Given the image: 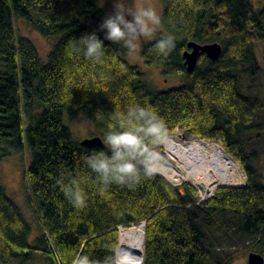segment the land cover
Here are the masks:
<instances>
[{
    "label": "trees",
    "instance_id": "16d2710c",
    "mask_svg": "<svg viewBox=\"0 0 264 264\" xmlns=\"http://www.w3.org/2000/svg\"><path fill=\"white\" fill-rule=\"evenodd\" d=\"M161 3L162 36H174L175 48L167 55L154 51L160 36L143 45L141 59L183 81L156 91L129 64L120 44L104 40L106 52L98 62L69 54L70 38L95 31L103 40L98 26L106 13L97 0H0V162L28 155L25 177L41 226L30 244L31 226L0 184V264H31L36 257L44 264H71L77 254L102 260L118 246V227L140 223L141 264H232L216 253V233L230 236L228 241L253 242L264 258V184L255 168L257 151L247 152L254 133L264 132L263 106L240 89L242 77L254 82L261 73L255 48L264 45V5L256 10L249 0ZM18 20L56 40L46 62L18 35ZM189 42L219 43L222 51L215 61L201 54L188 73L183 53ZM129 103L154 109L168 136L178 129L187 139L220 142L245 172L246 186L218 188L199 202L191 185L175 186L155 172L138 183L99 191L83 157L104 146L81 145L65 121L84 114L107 132V122L95 114L122 111ZM64 169L84 178L82 208L73 207L56 183Z\"/></svg>",
    "mask_w": 264,
    "mask_h": 264
},
{
    "label": "clouds",
    "instance_id": "9594fccd",
    "mask_svg": "<svg viewBox=\"0 0 264 264\" xmlns=\"http://www.w3.org/2000/svg\"><path fill=\"white\" fill-rule=\"evenodd\" d=\"M161 23L157 11L144 3L131 4L125 0H113L112 11L107 13L98 26L104 33L103 40L96 32L86 33L79 38H70L67 43L69 54L82 55L85 59L100 61L105 55L104 40L120 44L129 52H135L141 38L151 37ZM175 48L172 35L161 36L153 45L158 54L167 55ZM98 121L107 122V132L102 141L104 149H92L83 157L91 173L95 174L98 190L103 192L110 185L120 186L138 183L142 178H151L158 163V155L150 145L164 143L168 128L157 112L148 106L129 103L125 110L105 115L95 114ZM84 178L74 177L64 169L56 180L64 196L75 208H82L86 195L81 187ZM102 260L86 254H77L71 264H134V258L123 247L110 250Z\"/></svg>",
    "mask_w": 264,
    "mask_h": 264
},
{
    "label": "rangeland",
    "instance_id": "374dc122",
    "mask_svg": "<svg viewBox=\"0 0 264 264\" xmlns=\"http://www.w3.org/2000/svg\"><path fill=\"white\" fill-rule=\"evenodd\" d=\"M253 7L256 10H259L264 5L263 0H249ZM125 3L131 5L133 3L139 4L144 3L145 5L154 8L158 15L161 16L162 13V3L161 0H125ZM97 5L100 9H102L106 14L112 11L113 8V0H97ZM16 29L19 36L28 39L36 48L40 59L44 62L47 60V56L51 51L53 45L56 40L54 39H45L38 32L31 29L24 21L18 20L16 21ZM166 35L164 29L161 24L156 26V31L153 33L151 37L141 38L138 42V47L135 52H129L127 54V61L130 65L136 67L143 75L144 81L150 86L152 89L156 91L168 90L173 87L179 86L183 80L175 77H165L162 74V69L158 65H146L143 63L141 59V50L143 45L156 40L158 37ZM264 51V45H256L255 53L258 61L261 64V73L258 78L255 79L254 82H250L245 77H242L241 81V91L243 94L251 96L252 98H257L262 103V109L260 111L259 119L264 124V66L262 63V56ZM66 126L70 130L73 139L77 142L83 141L86 139H91L95 137H99L102 141L106 132L100 128H98L94 123L89 121L84 114H78L73 120L68 121ZM167 139H174L177 143L188 146L191 144H198L200 148L211 150V149H221L223 150L230 158H232L222 147L220 142H210L208 140H201L195 138H185V135L180 130H175ZM194 142V143H193ZM203 145V146H202ZM104 146V145H103ZM151 148L158 155V163L156 166V173L162 175L168 181L171 178L172 174H162L158 172L157 168L158 164H164L166 166L171 167L173 170L174 177L180 178L181 183L189 184L193 188H195L198 192V201L201 200V197L204 198L203 201H206V196L209 195L207 193L200 192L194 184L193 181L190 180L186 175V171L181 167V165L173 158L170 157L168 152L166 151L164 143L152 145ZM251 150L257 151V161L255 163V168L260 176L261 183L264 184V132L258 135V133H254L251 137V143L247 146V152ZM233 159V158H232ZM234 160V159H233ZM235 161V160H234ZM28 162L27 154H14L0 162V184L3 186L7 192V195L15 201L16 205L19 207L23 217L30 224L32 229V236L30 237V244H33V240L36 235L41 233V226L39 221V214L33 206L29 194L28 185L26 182L25 171L26 165ZM236 162V161H235ZM238 164V162H236ZM238 167L242 171L244 175V182L236 183L232 186L225 185H217L213 188L210 197L213 196L214 192L218 188H229V187H245V183L247 181V177L243 169L238 164ZM176 174V175H175ZM185 181H181V180ZM205 194V195H204ZM209 197V198H210ZM208 198V199H209ZM140 225H132L128 228L137 227ZM141 226H144L141 224ZM126 228V230L128 229ZM216 240L214 241L217 245L216 253L221 255H227L232 259V264H248V256L250 253H255L256 246L253 242H244L242 243L239 240L228 241L230 237H223L222 233H216ZM221 236V238H219ZM122 239V238H121ZM32 242V243H31ZM124 247V246H122ZM142 259L135 264H141ZM31 264H44L41 257H36Z\"/></svg>",
    "mask_w": 264,
    "mask_h": 264
},
{
    "label": "bare ground",
    "instance_id": "6f19581e",
    "mask_svg": "<svg viewBox=\"0 0 264 264\" xmlns=\"http://www.w3.org/2000/svg\"><path fill=\"white\" fill-rule=\"evenodd\" d=\"M164 145L170 157L181 165L196 186L204 189V193L210 194L217 185L232 186L244 182L238 164L220 148L206 150L196 143L184 146L174 139H166ZM158 167V172L162 174H173L169 166L158 164ZM121 238L123 248L132 254L134 264L138 263L143 256V226L125 230Z\"/></svg>",
    "mask_w": 264,
    "mask_h": 264
},
{
    "label": "water",
    "instance_id": "95a60500",
    "mask_svg": "<svg viewBox=\"0 0 264 264\" xmlns=\"http://www.w3.org/2000/svg\"><path fill=\"white\" fill-rule=\"evenodd\" d=\"M222 51L219 43L201 45L195 42L188 43V49L183 53L184 65L188 73H191L197 66L199 56L204 54L207 59L215 61L218 59ZM81 145L89 148L101 147L103 145L102 140L99 137L86 139L81 142ZM246 185V183H245ZM200 192H203V188L200 186L197 188ZM179 192L183 194V190ZM248 264H264V258L257 253H250L248 256Z\"/></svg>",
    "mask_w": 264,
    "mask_h": 264
},
{
    "label": "built area",
    "instance_id": "2783aa9c",
    "mask_svg": "<svg viewBox=\"0 0 264 264\" xmlns=\"http://www.w3.org/2000/svg\"><path fill=\"white\" fill-rule=\"evenodd\" d=\"M173 175H174V174L171 175V178H170L169 182L172 183V184H174L175 186H179V185H180V178H182V177L177 178V177H174ZM181 181H185L184 178H183V180H181ZM182 183H183V182H182ZM182 183H181V184H182ZM204 195H205V194H204ZM208 195H209V196H208V197L206 196V199H208V198L210 197L211 193L208 194ZM203 200H204V198L201 197V200H200V201H203ZM141 224H143V223H141ZM117 230H118V234H119V242H118V246L121 247V246H122L121 236H122L123 232L125 231V229H124L123 227H118Z\"/></svg>",
    "mask_w": 264,
    "mask_h": 264
}]
</instances>
